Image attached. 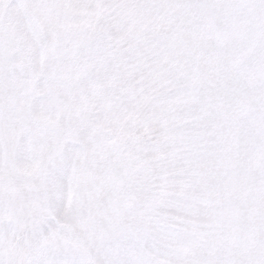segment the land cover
Instances as JSON below:
<instances>
[{"label":"snow or ice","instance_id":"obj_1","mask_svg":"<svg viewBox=\"0 0 264 264\" xmlns=\"http://www.w3.org/2000/svg\"><path fill=\"white\" fill-rule=\"evenodd\" d=\"M0 264H264V0H0Z\"/></svg>","mask_w":264,"mask_h":264}]
</instances>
